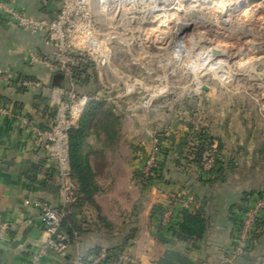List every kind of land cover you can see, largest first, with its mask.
Listing matches in <instances>:
<instances>
[{
  "label": "crops",
  "instance_id": "0c3cea01",
  "mask_svg": "<svg viewBox=\"0 0 264 264\" xmlns=\"http://www.w3.org/2000/svg\"><path fill=\"white\" fill-rule=\"evenodd\" d=\"M0 1L12 3L38 20L51 19L64 2ZM180 1V10L169 9L159 13L156 19L140 20L137 27H126L125 34L112 32V79L130 81L128 75L117 71L119 68L113 57L117 51L127 49L130 52L131 37L134 40L137 35L142 51L147 32L155 34L158 43L174 39L175 32L170 28L179 17L196 11L195 7L204 10L206 19L214 12L218 20L228 15L239 16L244 25L229 33L230 43H208L203 49L205 54L200 66L207 67V61H217L228 79L218 76L206 79L202 75L204 69L199 71L193 78L199 91H192L191 97L180 99L185 104L198 103L196 108L180 107L177 103L174 109L167 110L157 102L148 108L140 106L133 112L128 106L125 108L127 102H123L122 109L112 103L85 124L82 118L94 96L80 94L84 88L72 83L63 73L44 64H32L29 52L54 60V46L43 33L24 31L9 23L0 12V70L43 84L41 91L0 86V109L10 113L18 111L31 119V125L25 126L11 116L0 115V225H11L6 239L0 241V264H28L29 255L47 240L41 212L34 205L36 200L62 207L65 187L74 192L71 204L76 199L77 184L70 176L68 131L65 145L55 144L51 149L37 146L34 132V125L46 126L44 129L48 130L54 126L56 119L50 116L54 109L61 115L65 111V116L71 113L64 110L68 104L77 115L71 128L81 130L80 154L95 175L96 192L91 203H79L69 211L70 223L64 230L69 232L72 228L74 238L67 258L62 259L52 252L44 259V264H73L79 255L93 257L105 250L114 251L115 255L127 253L138 264H263L264 232L253 250L235 257V226L230 215L231 208L246 194L264 191V84L258 78L260 72L264 73V54L260 53L263 52L264 35L261 38L258 30L261 20L264 22L258 6L261 0H224L232 4L230 12L224 15L212 8L211 0L206 4L202 3L204 0L201 3ZM165 15L170 26L162 31L153 30ZM246 21H250L249 24ZM115 23L113 18L107 22L109 28H114ZM209 35L212 33L208 32ZM115 40L119 41L117 45H114ZM215 49L221 56L214 59L211 55L207 60L208 53ZM96 79L102 80L94 73L91 81ZM212 83L219 85L220 90H212ZM74 89L79 101L72 95ZM129 92L125 87L124 92L112 98L127 97ZM94 99L100 98L95 96ZM111 107V118L106 123L102 120L103 113ZM159 132L165 133L167 138L187 133L189 136L196 133L210 136V142L218 150L221 171L202 173L201 167L192 160L177 162L175 153L168 158L167 167L161 173L167 185H153L148 189L143 181L144 172L156 147L160 149L159 162L163 159V143L156 138ZM61 150L66 151L68 158V177H63L56 158ZM34 166L39 168L36 173L31 171ZM27 173L36 178H28ZM171 205H176L178 212L181 209L194 212L204 207L208 232L199 250L188 251L177 235L163 228L162 215Z\"/></svg>",
  "mask_w": 264,
  "mask_h": 264
},
{
  "label": "built area",
  "instance_id": "2783aa9c",
  "mask_svg": "<svg viewBox=\"0 0 264 264\" xmlns=\"http://www.w3.org/2000/svg\"><path fill=\"white\" fill-rule=\"evenodd\" d=\"M178 2L180 0H64L60 9L51 19L38 20L16 5L0 1V12L9 23L24 31L32 34L43 33L54 46V60H48L29 52L28 58L32 64H44L64 73L72 83L76 84L75 68L85 59L95 62L99 67L111 65L113 31H121L125 34L126 27L132 26L131 21L156 19L159 13L171 9L172 4ZM97 8L99 11H96ZM100 18L105 20V25L100 22ZM110 18L116 21L114 28H109L107 24ZM115 39L117 40V37ZM0 86L15 89L24 88L27 91H38L43 88V84L38 80L20 78L1 70ZM64 110L71 111V113L69 112L65 116V111H62L64 114H59L50 130H42L38 125H34L37 146L51 149L55 144L65 145L67 131L75 124L77 115L69 104L65 106ZM0 115L11 116L25 126L31 125L30 120L18 111L10 113V111L1 108ZM56 156L63 177H68L66 151L61 150ZM159 156L160 149L156 147L146 165L145 184L149 177L157 175ZM217 160L216 146L211 142L204 143L201 163L203 170L207 172L213 169ZM73 195L72 189L65 187L62 207H54L41 200L34 202L35 207L41 212L48 238L29 255L28 264H44V259L52 252L62 259L67 258L71 243L68 232L63 229V222L69 213L68 206L72 202ZM241 205L242 212L239 214L241 224L234 231L235 257L247 254L251 247L256 245V235L261 232V225L264 221V191L254 193L249 201ZM177 217L178 209L176 205H171L162 215V226L169 229L175 219L178 220ZM10 230V224L0 225V241L6 239ZM109 255L110 253L106 250L88 258L85 255H79L73 264H106ZM117 259V264H138L127 253L119 254Z\"/></svg>",
  "mask_w": 264,
  "mask_h": 264
},
{
  "label": "rangeland",
  "instance_id": "374dc122",
  "mask_svg": "<svg viewBox=\"0 0 264 264\" xmlns=\"http://www.w3.org/2000/svg\"><path fill=\"white\" fill-rule=\"evenodd\" d=\"M198 1L200 2L201 0H195L196 3H198ZM202 3L206 4L207 0H204ZM211 4L212 8L216 11H220L221 15L230 12L229 7L232 5L230 1L226 2L224 0H211ZM241 4L242 5L240 6H243V3ZM181 6V1L176 4L173 3L171 10H180ZM258 6L260 14L264 15V0H261ZM195 9L198 11L199 16L197 15L195 19H191L187 13L184 17H179V20H176V23L170 28L174 33L178 26L182 24H192L193 28L179 39H173L171 37L158 43L154 38L155 34L153 35L152 32H147L144 51L139 50L138 46L140 44L138 43L140 41L137 39L138 37L136 35V40H133L131 37V43L133 46L129 53L127 52V49L125 51H117L114 53L113 62H115L116 66L119 68L117 71H120L121 75H128L130 81L121 79V82H116L112 79L114 75L110 68L111 66L99 67L95 62H92L96 65L95 71H92V75L95 72L102 80L98 81L96 79L95 81H91L85 87L80 86V82H77L81 88H84V90H80V94L88 97H90V95L92 97L97 96L100 98L97 100L98 103L101 102V99H104L103 110L112 106V103L115 104L116 108L122 109L123 102H127L126 105H124L125 108L128 106L133 112H135L136 108L140 106L148 108L154 106L157 102H160L159 107L167 110L174 109L177 103H180V107L185 105L190 108L198 107V103H193V101H191L189 104H185L181 100L187 95L191 97L193 95L191 93L194 91H199V89L197 90L198 85L197 83H194L195 79L193 78L198 76V73L202 72V69H204V74L202 75L206 79L213 76H218L225 80L228 79L224 69L217 63V61L212 60V62L209 61V63L207 61V67L200 66L204 59V46L207 47L208 43H230L229 33H233L234 30L240 29L242 26L244 28V25L240 22L238 18L239 16L233 17L228 15L226 18L218 20L215 13L212 12L211 17H207L206 19L203 16V9L196 7ZM100 22L105 25V21L101 20V18ZM246 22L249 24L250 21ZM137 23L138 21H131V25L134 26V28L137 27ZM169 26L168 18L165 15L160 18L157 27L153 26L152 29L156 30L158 28L162 31L165 27L168 28ZM247 29L250 30V27L248 26ZM258 30L260 32V37L264 35V22H262V20ZM208 32H210V34L212 33V35L208 36ZM117 43H119V41L117 42L115 40L114 45H117ZM261 50L264 52V47ZM263 52L260 51V53L264 54ZM211 58V53H208L207 60ZM113 70L114 72L116 71L115 68ZM260 74L261 72L258 74L259 80ZM124 86L130 91L129 95L124 98L120 96L117 99H113L112 96L114 97L116 94L124 92ZM210 86L214 88L212 90H220L219 85L216 83H212ZM232 86L235 87V85ZM73 92L74 93L71 94L79 101L80 99L78 96L76 97L77 90ZM135 97L136 99H133ZM132 100H135V103ZM58 117L59 114L57 113V118ZM144 185L148 189L152 187L145 183Z\"/></svg>",
  "mask_w": 264,
  "mask_h": 264
},
{
  "label": "trees",
  "instance_id": "16d2710c",
  "mask_svg": "<svg viewBox=\"0 0 264 264\" xmlns=\"http://www.w3.org/2000/svg\"><path fill=\"white\" fill-rule=\"evenodd\" d=\"M82 62L83 63H81L78 67L75 68L74 76L80 82L81 84L80 86L85 87L91 82V79L93 76L91 74H92V71H95V65L86 59ZM25 79H29V78H25ZM42 89L43 88L39 89L38 91H41ZM21 90L27 91L24 88ZM103 102H104V99H101L100 103H98L96 99H92L87 104V107H86L87 111H86V114H84L82 118V123L84 122L85 124L87 120L95 117L98 114V112L103 109V104H104ZM111 109L112 107L103 113L102 120L106 123L110 121ZM50 116L51 118H54L53 120H55L57 116V110L54 109L50 113ZM41 126L39 127L42 130H48V129H44V128H47L46 126L43 128ZM196 134L197 135L189 136L187 133L181 137H177L176 135H171V137H168V138L165 137V133L159 132L156 134V138L160 140L161 143L164 144V145L162 144L161 146V149H162L161 153H162L163 159L161 162H159L158 167L156 168L157 175L155 177L152 176L147 179L148 185L150 186L161 185V184L167 185V183L163 180V176H161V173H162V170L166 169L167 167L168 158L174 155L175 153L177 154V160H176L177 162L181 160H186L187 162L192 160L203 170V167L201 165L203 146H204V143L210 142L212 138L208 135L203 136L204 137L203 138L201 133L200 134L196 133ZM68 135H69V143H70V149H69L70 176L72 177V179L75 180L77 184L76 185L77 188L75 192L76 199L74 203L68 206V212H69L72 207L77 206L79 203L81 204L91 203V200L96 192V184L94 181L95 175L92 172L90 165L84 162L82 155L80 154L81 130L71 128L68 131ZM198 141L200 143L199 145L197 144ZM221 164L222 163H219L217 161L213 169L207 172L203 170L202 173H206V174L218 173L221 171V168H218V166ZM38 170L39 168L37 166H34L31 171L33 173H36ZM26 176H28V178L30 179L36 178L34 175H31L29 173H27ZM253 194L254 193L246 194L242 198L239 204H236L231 208L230 215L234 222L235 228L237 226L239 227L241 224V217L239 215L242 212L241 204H244L247 201H249L250 197ZM177 219L178 220L177 221L175 220L174 223H172V226L168 230L170 232H173L174 235H177V237L179 238V241L181 243H184L187 246L188 251L199 250L208 232V218H207L206 211L204 210V207L201 206V208L197 209L194 212H191L188 209H181L178 212ZM69 220H70V214L68 213L67 218L63 222V229H65L64 226H66V224L70 223ZM73 232L74 230L72 228H69L68 234L70 236V243L74 238ZM263 232H264V221L262 222V225H261V232L256 235L257 241L261 237ZM255 247L256 245L251 247V250H253ZM108 252L110 253V255L107 259V262H115L117 264L118 254L115 255L114 251H111V250H109Z\"/></svg>",
  "mask_w": 264,
  "mask_h": 264
},
{
  "label": "water",
  "instance_id": "95a60500",
  "mask_svg": "<svg viewBox=\"0 0 264 264\" xmlns=\"http://www.w3.org/2000/svg\"><path fill=\"white\" fill-rule=\"evenodd\" d=\"M198 11H193L189 14V17L191 19H195L198 15ZM193 28L192 24H182L177 27L176 32L174 33V38L179 39L186 33H188L191 29ZM211 55L213 56L214 59H218L221 56V52L218 50H213L211 51ZM260 81L264 84V73H261L260 75Z\"/></svg>",
  "mask_w": 264,
  "mask_h": 264
},
{
  "label": "bare ground",
  "instance_id": "6f19581e",
  "mask_svg": "<svg viewBox=\"0 0 264 264\" xmlns=\"http://www.w3.org/2000/svg\"><path fill=\"white\" fill-rule=\"evenodd\" d=\"M199 3V2H198Z\"/></svg>",
  "mask_w": 264,
  "mask_h": 264
}]
</instances>
